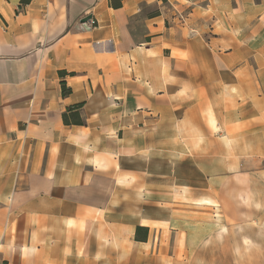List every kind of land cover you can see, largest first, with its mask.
<instances>
[{
	"label": "crops",
	"instance_id": "1",
	"mask_svg": "<svg viewBox=\"0 0 264 264\" xmlns=\"http://www.w3.org/2000/svg\"><path fill=\"white\" fill-rule=\"evenodd\" d=\"M0 264H264V0H0Z\"/></svg>",
	"mask_w": 264,
	"mask_h": 264
},
{
	"label": "built area",
	"instance_id": "2",
	"mask_svg": "<svg viewBox=\"0 0 264 264\" xmlns=\"http://www.w3.org/2000/svg\"><path fill=\"white\" fill-rule=\"evenodd\" d=\"M97 26V22L94 18L91 16L84 19V21L81 23V29L84 31H89Z\"/></svg>",
	"mask_w": 264,
	"mask_h": 264
},
{
	"label": "trees",
	"instance_id": "3",
	"mask_svg": "<svg viewBox=\"0 0 264 264\" xmlns=\"http://www.w3.org/2000/svg\"><path fill=\"white\" fill-rule=\"evenodd\" d=\"M61 74L63 75L64 72H61ZM61 85H62V94H66L69 90L66 88V86H65L63 81H62ZM79 107H80V105L76 106V108H79ZM73 108H75V106ZM64 120L67 121L65 114H64ZM140 229H141L140 227L136 228V237H135L136 239L139 238V237H137V232H139Z\"/></svg>",
	"mask_w": 264,
	"mask_h": 264
},
{
	"label": "rangeland",
	"instance_id": "4",
	"mask_svg": "<svg viewBox=\"0 0 264 264\" xmlns=\"http://www.w3.org/2000/svg\"><path fill=\"white\" fill-rule=\"evenodd\" d=\"M217 220V218L216 217H213V216H211V214H210V220H209V224H212V223H215V221Z\"/></svg>",
	"mask_w": 264,
	"mask_h": 264
}]
</instances>
